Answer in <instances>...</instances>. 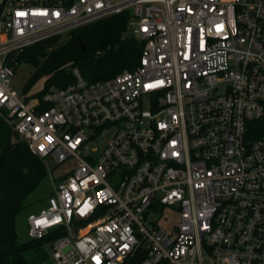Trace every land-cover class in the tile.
Instances as JSON below:
<instances>
[{
  "label": "built area",
  "instance_id": "built-area-1",
  "mask_svg": "<svg viewBox=\"0 0 264 264\" xmlns=\"http://www.w3.org/2000/svg\"><path fill=\"white\" fill-rule=\"evenodd\" d=\"M125 12L136 69L12 88L27 47ZM0 114L75 164L27 219L65 232L54 264H264V0H0Z\"/></svg>",
  "mask_w": 264,
  "mask_h": 264
},
{
  "label": "trees",
  "instance_id": "trees-1",
  "mask_svg": "<svg viewBox=\"0 0 264 264\" xmlns=\"http://www.w3.org/2000/svg\"><path fill=\"white\" fill-rule=\"evenodd\" d=\"M129 21L128 12L113 15L27 47L20 64H31L35 70L23 92L42 78H46L45 87L38 96L52 87L68 88L75 82V69L91 83L136 69L143 43L126 37ZM46 174L43 161L31 153L26 143L16 140L14 130L0 114V264H43L47 258L45 245L65 235L56 231L42 240H18L17 217L27 208V199ZM145 257L143 251H138L124 264H140Z\"/></svg>",
  "mask_w": 264,
  "mask_h": 264
},
{
  "label": "rangeland",
  "instance_id": "rangeland-1",
  "mask_svg": "<svg viewBox=\"0 0 264 264\" xmlns=\"http://www.w3.org/2000/svg\"><path fill=\"white\" fill-rule=\"evenodd\" d=\"M34 70L35 68L31 64L22 63L16 70L15 76L12 80V88L15 91L23 92L24 87L27 81L31 78ZM45 82L46 78L40 79L27 92H25V94L28 97H36L44 90ZM74 165L75 164L72 161H69L65 164H58L53 158H48L47 166L45 168L47 170H52L54 176L60 177L69 172ZM58 181L59 180H57V182ZM53 188L54 187L49 175V171H47L44 180L41 182L37 190L32 193L27 199V208L17 217L16 227L19 242L24 243L30 241V237L28 235L27 219L29 215L38 213L47 206L46 200L53 192ZM51 246V242L45 245L47 258L46 261L43 262V264H54Z\"/></svg>",
  "mask_w": 264,
  "mask_h": 264
},
{
  "label": "water",
  "instance_id": "water-1",
  "mask_svg": "<svg viewBox=\"0 0 264 264\" xmlns=\"http://www.w3.org/2000/svg\"><path fill=\"white\" fill-rule=\"evenodd\" d=\"M78 42L80 43V45L82 46V49L84 50V49H85V47L83 46V44H82V41H81V39H80V38H78Z\"/></svg>",
  "mask_w": 264,
  "mask_h": 264
},
{
  "label": "snow or ice",
  "instance_id": "snow-or-ice-1",
  "mask_svg": "<svg viewBox=\"0 0 264 264\" xmlns=\"http://www.w3.org/2000/svg\"><path fill=\"white\" fill-rule=\"evenodd\" d=\"M20 15H23V13H20Z\"/></svg>",
  "mask_w": 264,
  "mask_h": 264
}]
</instances>
